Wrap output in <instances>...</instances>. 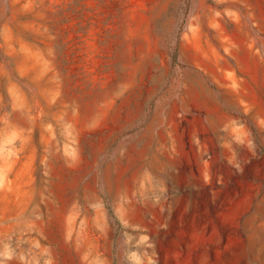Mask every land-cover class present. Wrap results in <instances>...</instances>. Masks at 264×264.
<instances>
[{"label": "rangeland", "instance_id": "rangeland-1", "mask_svg": "<svg viewBox=\"0 0 264 264\" xmlns=\"http://www.w3.org/2000/svg\"><path fill=\"white\" fill-rule=\"evenodd\" d=\"M0 264H264V0H0Z\"/></svg>", "mask_w": 264, "mask_h": 264}]
</instances>
